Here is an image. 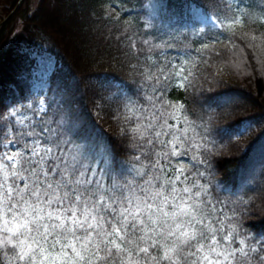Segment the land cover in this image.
<instances>
[{
	"label": "snow or ice",
	"instance_id": "1",
	"mask_svg": "<svg viewBox=\"0 0 264 264\" xmlns=\"http://www.w3.org/2000/svg\"><path fill=\"white\" fill-rule=\"evenodd\" d=\"M216 3L219 11L209 5L185 19L156 0L146 22L154 39L138 47L128 36L140 80L135 90L113 85L120 155L91 138L55 95L0 106V264H264V235L243 223L248 202L219 196L211 116L197 123L169 98L170 88L202 87L198 69L214 47L202 38L218 30L221 43L219 33L245 22L239 3ZM250 40L264 54V38Z\"/></svg>",
	"mask_w": 264,
	"mask_h": 264
},
{
	"label": "trees",
	"instance_id": "2",
	"mask_svg": "<svg viewBox=\"0 0 264 264\" xmlns=\"http://www.w3.org/2000/svg\"><path fill=\"white\" fill-rule=\"evenodd\" d=\"M176 1L202 11L209 5L214 11L223 7L217 6L216 0ZM19 2L0 0V8L9 16ZM106 5L107 0H39L33 11L31 0H25L0 31V106L27 103L34 95L23 75L29 56L20 48L24 43L35 46L44 42L57 60L47 96L55 95L91 138H98L120 155L113 85L122 83L136 89L134 80L140 77L130 67L137 61L128 36L135 34L139 47L140 39L150 36L153 29L144 30L142 18L146 9L131 12L133 28L125 31L128 24L108 17ZM17 19L24 28L15 35L12 25ZM190 27L177 25L180 30ZM217 34L215 30L202 38L214 45L204 53L205 58L211 57L207 65L201 63L198 69L202 87L189 88L187 93L170 88L169 98L185 103L197 123L200 118L207 121L211 116L209 139L215 141L217 151L212 172L215 182L222 186L219 196L228 202L247 201L243 206L245 230L264 235V54L250 46L251 36L264 38V23L246 18L243 26L219 33L221 43L213 38ZM255 43L260 44L261 40ZM191 46L196 49L200 43L194 40ZM140 62H145L144 56ZM208 97L215 98L211 107L206 102ZM243 129H247L243 135H225V130L236 133Z\"/></svg>",
	"mask_w": 264,
	"mask_h": 264
},
{
	"label": "rangeland",
	"instance_id": "3",
	"mask_svg": "<svg viewBox=\"0 0 264 264\" xmlns=\"http://www.w3.org/2000/svg\"><path fill=\"white\" fill-rule=\"evenodd\" d=\"M134 1H135V8L138 9V11L139 9L147 10V14L144 15L142 18V20L145 22L144 30H152L153 28L147 27L146 22L149 21V19L155 15L153 8L151 6L154 3H156V0H143L144 4L143 3L140 4L141 0H107L106 15L114 19V21L118 20L119 22L129 24L133 21L132 20L133 15L130 13L134 11V4H133ZM251 1L253 2V4H251ZM38 3L39 0H31L33 11L37 8ZM181 3L177 2L176 0L175 1L166 0V4L168 8H170L172 12L183 13L185 19H187V15L190 12L197 11V9H195L193 6L189 8L187 3H182V4ZM235 3H239L240 7L244 9L245 19L251 18L259 22L262 21V16H264V13H262L261 10L262 8H264V0H234V5ZM5 19H6V15L3 12V10L0 8V24ZM174 21L175 18L173 19V22ZM155 23L156 25H158L159 21L156 20ZM12 27H15V31H14L15 35L22 32L24 28L20 20L14 22ZM147 39H154V37L150 35L147 37ZM136 42L138 41L136 40ZM131 43L132 41L130 42V47H131ZM21 52L29 56V58L26 59L27 68L25 69L23 75L28 79L32 92L35 94L36 92L43 91L47 95V91L50 87V77L56 69L57 62L55 56L49 51L48 45L44 42H39V44L35 46H28L26 43L21 44ZM40 56L44 57L43 62H40L38 60V57ZM48 62H50L53 67L51 70L45 72V66Z\"/></svg>",
	"mask_w": 264,
	"mask_h": 264
},
{
	"label": "water",
	"instance_id": "4",
	"mask_svg": "<svg viewBox=\"0 0 264 264\" xmlns=\"http://www.w3.org/2000/svg\"><path fill=\"white\" fill-rule=\"evenodd\" d=\"M25 0H21L16 9L0 24V30L5 26V24L12 19V17L16 14V12L19 10V8L23 5Z\"/></svg>",
	"mask_w": 264,
	"mask_h": 264
},
{
	"label": "bare ground",
	"instance_id": "5",
	"mask_svg": "<svg viewBox=\"0 0 264 264\" xmlns=\"http://www.w3.org/2000/svg\"><path fill=\"white\" fill-rule=\"evenodd\" d=\"M21 49V48H20Z\"/></svg>",
	"mask_w": 264,
	"mask_h": 264
}]
</instances>
